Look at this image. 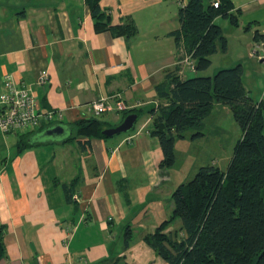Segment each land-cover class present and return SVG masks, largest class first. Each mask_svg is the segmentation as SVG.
<instances>
[{
  "label": "crops",
  "instance_id": "crops-1",
  "mask_svg": "<svg viewBox=\"0 0 264 264\" xmlns=\"http://www.w3.org/2000/svg\"><path fill=\"white\" fill-rule=\"evenodd\" d=\"M230 1L231 25L264 34V0ZM99 5L111 25L129 20L134 34L98 32L85 0H0V83L11 74L30 85L39 109L61 114L44 128L87 118L109 128L124 113L137 115L125 133L40 140L24 149L20 134L0 132V264H168L144 238L169 218L171 193L183 179H174V164L159 166L163 153L148 109L166 103L155 85L175 67L189 77L194 61L179 60L184 52L169 34L179 25L174 0ZM43 70L47 80L38 83ZM95 102L105 110L97 114ZM216 107L229 110L214 104L211 112ZM62 184L76 198L68 201ZM164 232L183 234L179 221Z\"/></svg>",
  "mask_w": 264,
  "mask_h": 264
},
{
  "label": "trees",
  "instance_id": "trees-1",
  "mask_svg": "<svg viewBox=\"0 0 264 264\" xmlns=\"http://www.w3.org/2000/svg\"><path fill=\"white\" fill-rule=\"evenodd\" d=\"M99 1L85 0L98 32L109 30L115 36L134 34L129 20L111 25L110 16L101 9ZM232 9L230 0H219L216 5L211 0H187L181 5L179 25L169 33L177 50L184 52L179 60L186 55L194 61L196 70L208 68L210 56L227 47L215 19L221 16L236 24ZM253 39L264 42V34L255 31ZM242 75L241 64L220 69L213 76L185 78L175 67L155 85L157 96L166 101L148 109L149 114L155 115L150 134L157 138L163 153L161 168L174 164L175 140L183 138L186 130L196 131L192 138L203 135V120L214 104L227 106L240 129L226 169L214 164L200 166L190 180L171 193L169 218L145 236L155 254L168 264H264V99L253 101ZM69 126L71 133L61 142L105 137L102 131L107 128L96 118L78 120ZM43 129L44 126L20 134L18 149L38 144L37 135ZM62 187L71 201L72 187ZM175 221L180 222L181 236L164 232ZM128 236L126 232L125 244Z\"/></svg>",
  "mask_w": 264,
  "mask_h": 264
},
{
  "label": "rangeland",
  "instance_id": "rangeland-1",
  "mask_svg": "<svg viewBox=\"0 0 264 264\" xmlns=\"http://www.w3.org/2000/svg\"><path fill=\"white\" fill-rule=\"evenodd\" d=\"M174 1L178 9L184 4V0ZM215 23L222 28L227 41L226 50L219 49L212 54L208 68L196 70L190 67L187 75L213 76L220 69L241 64L242 80L249 96L255 102L264 99V57H261V46L254 42L253 31L231 25L228 18L221 16L215 19ZM206 117L201 129L203 135L192 138L196 131L189 129L184 132L185 141L182 140L184 137L178 141L182 143L177 146V159L173 165L175 180H190L200 166L214 164L222 170L227 167L240 137L239 126L228 109L216 107Z\"/></svg>",
  "mask_w": 264,
  "mask_h": 264
},
{
  "label": "built area",
  "instance_id": "built-area-1",
  "mask_svg": "<svg viewBox=\"0 0 264 264\" xmlns=\"http://www.w3.org/2000/svg\"><path fill=\"white\" fill-rule=\"evenodd\" d=\"M215 5L219 0H211ZM264 57V53L261 54ZM48 73L43 70L38 83H45ZM94 111L99 114L105 110L103 102L92 104ZM118 110L123 109L121 102L117 103ZM61 114L52 110L38 108L36 97L29 84L17 83L11 74H4L0 83V132L8 135L23 134L38 130L43 123L58 121ZM73 198H76L73 196Z\"/></svg>",
  "mask_w": 264,
  "mask_h": 264
},
{
  "label": "water",
  "instance_id": "water-1",
  "mask_svg": "<svg viewBox=\"0 0 264 264\" xmlns=\"http://www.w3.org/2000/svg\"><path fill=\"white\" fill-rule=\"evenodd\" d=\"M264 53V43L261 44V54ZM137 115L135 113H130L115 127H109L102 131L105 137H111L119 133H125L130 131L135 124ZM71 133L70 126L63 125L60 123L53 124L49 127L44 128L38 135L37 138L41 141L48 139L63 140Z\"/></svg>",
  "mask_w": 264,
  "mask_h": 264
}]
</instances>
